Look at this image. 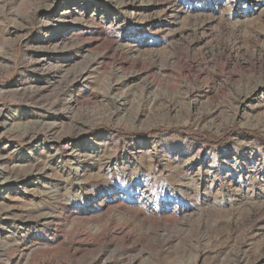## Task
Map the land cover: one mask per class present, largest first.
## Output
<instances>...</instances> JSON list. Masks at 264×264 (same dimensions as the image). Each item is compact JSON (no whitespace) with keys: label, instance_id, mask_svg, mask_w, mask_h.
I'll use <instances>...</instances> for the list:
<instances>
[{"label":"rangeland","instance_id":"obj_1","mask_svg":"<svg viewBox=\"0 0 264 264\" xmlns=\"http://www.w3.org/2000/svg\"><path fill=\"white\" fill-rule=\"evenodd\" d=\"M262 141L264 0H0V264H264Z\"/></svg>","mask_w":264,"mask_h":264},{"label":"trees","instance_id":"obj_2","mask_svg":"<svg viewBox=\"0 0 264 264\" xmlns=\"http://www.w3.org/2000/svg\"><path fill=\"white\" fill-rule=\"evenodd\" d=\"M202 138V137H201ZM196 140H198V141H201L202 139H200V138H197ZM262 143H264V141H262Z\"/></svg>","mask_w":264,"mask_h":264},{"label":"bare ground","instance_id":"obj_3","mask_svg":"<svg viewBox=\"0 0 264 264\" xmlns=\"http://www.w3.org/2000/svg\"><path fill=\"white\" fill-rule=\"evenodd\" d=\"M46 148H44L43 150H45ZM76 176H79V174H76Z\"/></svg>","mask_w":264,"mask_h":264}]
</instances>
